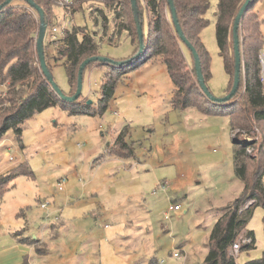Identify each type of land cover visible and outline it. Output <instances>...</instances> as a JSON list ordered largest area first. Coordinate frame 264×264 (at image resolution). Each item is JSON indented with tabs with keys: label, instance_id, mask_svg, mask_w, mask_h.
Returning <instances> with one entry per match:
<instances>
[{
	"label": "rangeland",
	"instance_id": "1",
	"mask_svg": "<svg viewBox=\"0 0 264 264\" xmlns=\"http://www.w3.org/2000/svg\"><path fill=\"white\" fill-rule=\"evenodd\" d=\"M208 1L211 8L205 17L209 23L201 41L210 57V92L223 98L231 77L216 38L219 0ZM100 3H84L69 18L61 5L55 4L49 11L46 60L65 96H72V88L65 62L58 60L53 45L63 38L62 28L97 32L99 57L124 62L135 55L137 44L126 32L111 43L113 25L104 36L103 26L94 23L93 6L101 7ZM253 11L260 17L264 53V0H258ZM36 20L35 48L38 13ZM54 28L59 31L54 33ZM142 29L148 36L147 13ZM185 53L191 63L190 51L185 49ZM149 54L145 53L143 60L150 58L145 63L114 70L119 81L107 109L100 110L101 87L111 68L89 67L83 75L81 100L92 103L91 114H73L69 110L72 105L65 109L59 102L23 124L21 142L13 130L0 140V175L21 164L32 172L16 177L0 192V251L5 246L11 253L21 250L15 248V232L23 228L29 233L26 236L41 237L42 225L47 223L56 225L58 234L53 236L47 230L45 240L61 245L62 250L52 254V264L63 260L64 264H204L207 243L219 219L216 210L234 201L243 190L233 163L230 113L234 108L224 104L225 114L212 115L174 108V85L166 67L161 57ZM35 58L39 64L36 49ZM260 129L257 125L252 137L237 131L240 139L257 143L249 150L252 157H259L258 148L264 140ZM122 132L124 149L116 145ZM61 180L66 181L62 191L58 188ZM175 204L181 205V211L165 219L164 214ZM255 204L247 200L241 209L242 219L248 221L245 232L252 235L254 246L235 255L237 264L264 255V208L255 207L250 216L248 208ZM176 252L181 259L174 257Z\"/></svg>",
	"mask_w": 264,
	"mask_h": 264
},
{
	"label": "trees",
	"instance_id": "2",
	"mask_svg": "<svg viewBox=\"0 0 264 264\" xmlns=\"http://www.w3.org/2000/svg\"><path fill=\"white\" fill-rule=\"evenodd\" d=\"M17 1H22L23 4H17ZM33 1L45 11L47 19L55 0ZM72 1L73 6L66 9L71 15L80 11L84 3L91 2V0ZM100 1L101 7L95 4L93 6L94 23L97 26H103L104 36H107L113 25V33L109 38L111 43L114 38L126 32L128 37L137 44L136 55L139 51V35L131 0ZM137 1L141 26H143L144 13H147L149 17V33L148 36L144 34L145 50L141 57L122 68L126 69L137 62L145 63L150 59L143 60L145 53L150 52L151 58L161 57L174 85L172 99L174 108L184 111L195 109L205 115L225 114L222 110L224 104L234 108V111L230 113L233 163L235 175L243 184V191L227 206L216 210L219 219L210 234L207 243L209 251L204 264H237L231 249L243 237L248 225V221L241 216L242 206L247 200L256 202L248 208L251 210L250 216L255 207L264 208V140L258 148L259 157H252L249 150L254 149L257 143L240 139L237 133L240 130L252 137L251 133L255 134V129L259 125L264 137V83L260 81L259 59L263 39L259 30L260 17L253 11V5L258 0H252L242 18L239 30L243 62L239 92L232 100L223 104L213 103L200 88L193 54L176 32L168 1L147 0L145 6L142 0ZM246 1L219 0L215 14L216 38L220 55L224 60L226 72L231 77L227 94L232 89L235 76L233 28ZM6 2L7 0H0V6ZM174 6L185 37L200 56L203 75L208 86V80L211 77L210 57L201 41V33L208 26L209 21L205 16L211 4L208 0H174ZM36 15L37 11L24 0H13L0 11V140L13 130L16 139L21 142L23 124L59 102L65 109L68 105H72L69 110L73 114H91L88 100H84V103L81 98L74 103L62 101L44 77L40 62L38 64L35 58ZM47 22L50 23L48 20ZM97 36V32L74 27L67 31L62 39L53 43L60 55L58 60L65 62L72 96L78 88V76L82 63L92 57H99L101 44L97 41ZM185 49H188L192 55V64L187 59ZM45 56H47L46 51ZM93 66H110L111 68L106 73L101 87L100 110H105L115 95L119 78L114 76V70L119 67L97 61L89 64L87 68ZM48 68H50L49 64ZM243 87L245 89L239 99ZM123 136L124 132L116 141V145H120L122 149L126 148L121 144ZM31 173L26 164H21L10 173L0 176V192L6 190L16 177L30 176ZM245 233L247 234L245 237L252 238L250 233ZM29 242L37 243L35 239H29ZM253 246L252 238V243L243 245L240 252L249 250ZM246 264H264V255L260 260L249 261Z\"/></svg>",
	"mask_w": 264,
	"mask_h": 264
},
{
	"label": "water",
	"instance_id": "3",
	"mask_svg": "<svg viewBox=\"0 0 264 264\" xmlns=\"http://www.w3.org/2000/svg\"><path fill=\"white\" fill-rule=\"evenodd\" d=\"M12 1L13 0H7V2L3 6H0V11L3 9L4 6L12 3ZM24 1L30 7H32L34 10H36L37 13L39 14L40 28H39V34L37 37V41H36V50H37L38 57H39L40 67L42 69L44 77L51 84L53 90L57 93V95L61 98L62 101L74 103L81 98L82 90H83V74H84V71L87 68V66L89 64H91L92 62L98 61V62H102V63H108L112 66L123 67L124 65L129 64V63L133 62L134 60H138L145 50L144 33H143V29H142L141 22H140L138 1L137 0H131L132 9H133L134 16H135V21H136V24L138 26V35H139V51H138V53L134 56L133 59H130L129 61H124V62L111 61V60L104 58V57H92L90 59L85 60L80 67L79 76H78V88H77L76 93L73 96H65L63 94V92L55 84L54 79L51 76V73L49 71L46 56H45L44 40H45L47 28H48V22L46 19L45 11L39 5H37L33 0H24ZM167 1H168V5L171 9L172 19H173L174 26L176 28V32H177L178 36L180 37V39L182 40V42L185 43V45L188 47V49L193 54L194 63H195V70H196V74H197V81H198L199 86L202 89L203 93L213 103L223 104V103L229 102L238 94L239 88H240L241 71H242L243 62H242L241 40H240L239 30H240L242 18L244 16L245 12L247 11V9L250 7L252 0L246 1L245 5L241 9L239 15L237 16V18L235 20V24H234V28H233L234 51H235L234 83H233V86H232L230 93L227 94L223 98H215L211 94V92H210V90L206 84L204 75H203L200 56H199L197 50L195 49V47L185 37L183 30L181 28V25L179 24L177 11H176V8L174 6V0H167ZM89 104L91 105L92 103L89 102Z\"/></svg>",
	"mask_w": 264,
	"mask_h": 264
},
{
	"label": "crops",
	"instance_id": "4",
	"mask_svg": "<svg viewBox=\"0 0 264 264\" xmlns=\"http://www.w3.org/2000/svg\"><path fill=\"white\" fill-rule=\"evenodd\" d=\"M11 170L8 172L10 173ZM8 173L2 174L6 175ZM0 175V176H2ZM243 191V190H242ZM49 218V217H48ZM26 229L17 230L16 237V249H21L15 252L10 250L11 248L3 247L0 251V264H52L55 261H50V257L52 254H57L58 252H62L61 245H56L55 243H47L45 240V233L50 231L53 236L58 234V227L53 224L45 223L42 225V236L35 235V239L37 243H30L29 239L32 237L26 236L29 233H25ZM26 234V235H25ZM44 237V238H43ZM27 240V241H26ZM14 248V247H13ZM34 256V257H33ZM66 263V261H60V263ZM59 263V264H60Z\"/></svg>",
	"mask_w": 264,
	"mask_h": 264
},
{
	"label": "built area",
	"instance_id": "5",
	"mask_svg": "<svg viewBox=\"0 0 264 264\" xmlns=\"http://www.w3.org/2000/svg\"><path fill=\"white\" fill-rule=\"evenodd\" d=\"M142 1L146 5V0H142ZM54 3L57 4V5L63 6L64 9H65V11H66L67 8L72 7L73 4H74L72 0H55ZM70 15L71 14L68 11H66L67 18H69ZM58 31L59 30L56 29V28L53 29V32L54 33H57ZM60 31L63 33V37H64L66 35L67 29H66V27H64ZM259 59H260V65H261L260 81L264 83V53H260ZM65 183H66L65 180H61V182L59 183V187L58 188H59L60 191L63 190V185ZM163 188H164V190L167 189L166 186H163ZM42 206H43V208H47V204H43ZM181 208L182 207L179 204H175V205L170 206L169 209H168V211L164 214L165 219H170L171 218V214L172 213L180 212L181 211ZM241 239H242L241 241L240 240L237 241L232 246L231 254L234 255V256L235 255H238L240 253V250H241V248H242L243 245H245V244H251L252 243V238H249V237H243L242 238L241 237ZM174 257L181 259L182 256H181L180 253L176 252L174 254Z\"/></svg>",
	"mask_w": 264,
	"mask_h": 264
}]
</instances>
